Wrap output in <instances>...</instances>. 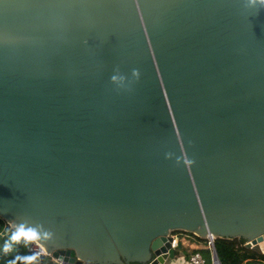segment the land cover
Listing matches in <instances>:
<instances>
[{"label":"water","instance_id":"water-1","mask_svg":"<svg viewBox=\"0 0 264 264\" xmlns=\"http://www.w3.org/2000/svg\"><path fill=\"white\" fill-rule=\"evenodd\" d=\"M0 216L39 264L264 253V3L0 0Z\"/></svg>","mask_w":264,"mask_h":264},{"label":"trees","instance_id":"trees-1","mask_svg":"<svg viewBox=\"0 0 264 264\" xmlns=\"http://www.w3.org/2000/svg\"><path fill=\"white\" fill-rule=\"evenodd\" d=\"M13 230L14 226H11L0 216V264H8V261L14 259L17 254L29 255L33 252L29 250V247L26 248L22 244L14 245L13 251L9 253L3 251L5 241L9 239ZM200 238L206 240V238ZM178 244L179 242L175 246L176 253L179 251ZM214 248L222 264H264V253H259L245 246V239H242L241 236H217L214 238ZM36 264H39L38 260ZM130 264L141 263L131 262Z\"/></svg>","mask_w":264,"mask_h":264},{"label":"clouds","instance_id":"clouds-1","mask_svg":"<svg viewBox=\"0 0 264 264\" xmlns=\"http://www.w3.org/2000/svg\"><path fill=\"white\" fill-rule=\"evenodd\" d=\"M264 3V0H261ZM43 225L33 226L26 222L16 223L10 237L5 241L3 251L9 253L13 251L14 245H23L28 248L34 244L46 243L51 238V233L41 231ZM40 256L39 252H32L29 255L17 254L8 264H36Z\"/></svg>","mask_w":264,"mask_h":264},{"label":"crops","instance_id":"crops-1","mask_svg":"<svg viewBox=\"0 0 264 264\" xmlns=\"http://www.w3.org/2000/svg\"><path fill=\"white\" fill-rule=\"evenodd\" d=\"M177 240V242L181 243V246L179 248V251L177 253L175 252L174 258L171 259L169 264H188V254L195 250L200 251L202 253L204 258L206 259L207 264H212V261L215 257V248L214 245L213 247L208 245L207 240L201 239L199 236L197 237L195 234L190 232L180 234Z\"/></svg>","mask_w":264,"mask_h":264},{"label":"built area","instance_id":"built-area-1","mask_svg":"<svg viewBox=\"0 0 264 264\" xmlns=\"http://www.w3.org/2000/svg\"><path fill=\"white\" fill-rule=\"evenodd\" d=\"M171 235H172L171 246L175 248V246L177 245V241H178L177 236L175 233H172ZM206 240H207L208 245L213 247L214 237L209 235L206 237ZM32 251L33 252H39L40 255L41 254H47L45 249L39 243L32 245ZM187 263L188 264H207L206 259L204 258L202 253L200 251H197V250L190 252L188 254ZM212 264H222V262L219 259L214 257Z\"/></svg>","mask_w":264,"mask_h":264},{"label":"rangeland","instance_id":"rangeland-1","mask_svg":"<svg viewBox=\"0 0 264 264\" xmlns=\"http://www.w3.org/2000/svg\"><path fill=\"white\" fill-rule=\"evenodd\" d=\"M183 233H189V232H183V231H175V234L177 236V238L179 237L180 234H183ZM179 248L181 246V243L178 244ZM182 253H186V252H182ZM39 262V261H38Z\"/></svg>","mask_w":264,"mask_h":264}]
</instances>
